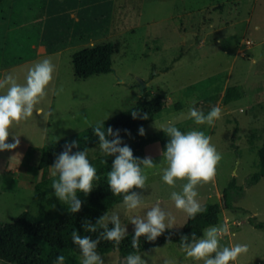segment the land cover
Wrapping results in <instances>:
<instances>
[{"label":"rangeland","instance_id":"obj_1","mask_svg":"<svg viewBox=\"0 0 264 264\" xmlns=\"http://www.w3.org/2000/svg\"><path fill=\"white\" fill-rule=\"evenodd\" d=\"M50 3L51 14L57 16L51 17L49 23L43 20L44 32L40 29L36 52L41 47L53 54L2 70L4 36L0 37V79L12 74L23 84L27 69L35 63L49 58L55 65L53 79L45 90L47 94L37 105L43 114L34 112L32 117L14 124L7 142L12 143L15 135L20 144L16 149L0 151V224L13 222L23 212L38 215L40 205L44 206L46 218L52 220L61 201L54 193L43 200L34 198L36 185L44 179H53L52 164L40 160V150L128 110L144 94L147 98L161 95L165 101L162 112L145 126V134L141 136L145 143L142 158L150 156L156 167L144 170L145 188L134 189L141 194L140 207L127 210L122 202L102 212L119 215L121 224L127 228L125 238L134 234L130 218L143 217L156 201L175 217L173 227L165 231L181 233L189 229L186 213L176 209L170 199V193L180 192L186 181L177 180L175 187L162 181L161 170L166 165L159 143L153 139L169 121L182 126L185 132L203 131L222 154L215 179L196 187V199L206 209L198 214H205L211 205L220 203L222 192L233 177L238 185L244 186L247 178L258 170L257 150L264 144V0H51ZM30 5L32 15L36 16L41 0ZM4 27L0 24V31ZM74 29L91 36L78 43L73 39ZM28 30L25 35L30 34ZM107 41L118 45L112 58V72L77 79L72 55ZM30 53L24 51L22 55ZM18 54L21 55L12 56ZM139 82L143 83V93ZM61 88L63 91L53 94V89ZM226 88L234 89L230 101L224 104ZM213 106L222 109L214 126L197 125L185 118L191 107L207 114ZM120 138L121 146L137 140L135 133ZM87 154L89 161L103 156L99 146L87 150ZM49 199L53 204H48ZM231 204L233 208L221 210L217 224L204 225L203 230L227 223L229 233L220 238L221 246H249L247 254L230 264H264V227L251 224L264 220V178L244 187L242 194H233ZM97 210L98 205H93L79 212ZM108 226H112L111 222ZM100 229L97 225V231ZM74 231H78L74 225L57 232L47 226L37 235L27 233L24 236L27 264H55L58 255L65 257L64 264H80L81 254L71 240ZM96 251L104 264H121L124 260L111 245ZM137 255L147 264H203L188 258L173 243ZM0 264L7 263L0 260Z\"/></svg>","mask_w":264,"mask_h":264},{"label":"clouds","instance_id":"obj_2","mask_svg":"<svg viewBox=\"0 0 264 264\" xmlns=\"http://www.w3.org/2000/svg\"><path fill=\"white\" fill-rule=\"evenodd\" d=\"M54 71L55 65L49 58H45L27 69L23 84L18 83L12 74H6L0 79V90H5L0 94V151L16 149L20 144L18 136L15 135L12 143L7 142L9 129L14 124L32 117L34 112L37 115L43 114V109L37 105L46 96L45 90L53 79ZM60 91L63 89H53V94H59ZM221 114L222 109L219 106H213L207 114L191 107L185 118L193 120L197 125L207 124L211 127L221 118ZM131 115L136 119L138 110H133ZM140 118L147 119L148 114L145 113ZM159 129L168 137L164 149L160 152L166 165L161 170V179L170 187H175L177 180L186 181L180 192L170 193V199L176 209L186 213L189 219H193L198 213L206 211L196 199L198 196L196 187L215 179L222 154L210 142L211 137L205 135L203 131L182 132L175 126L174 121H169L166 126ZM119 131H113L111 127L105 129L104 121L98 122L93 128L102 155L115 157L111 163V170L107 172L108 188L114 196L122 195L127 210H134L140 207L142 197L133 189L145 188L147 176L144 170L155 168L156 164L150 156L135 157L127 144L121 146ZM139 134L141 136L145 134L142 126L139 128ZM109 136L114 138L110 140ZM73 147H79L78 141L66 142L64 150L55 157L50 166L54 195L59 201L69 205L70 213H76L81 209L82 201L78 198L77 192L88 195L93 189V181L97 179V170L90 163L87 151L73 153L71 151ZM174 221L175 217L165 212L160 206V201H156L143 217L130 218L129 222L134 226L132 247L139 248L142 236L147 241H155L166 229L173 227ZM109 222L112 224L111 228L108 226ZM97 225L102 231L95 239L90 235L82 236L78 231L71 234L72 243L77 246L82 257L80 264H104L96 251L100 241H111L119 247L128 235L126 226L121 224L116 213L110 216L103 214L94 224L85 220L82 227L85 232L96 233ZM228 233L227 223L220 227L211 226L204 230L202 238H197L195 233H192L191 239L182 235L180 246L186 256L194 261H203V264H230L240 255L247 254L249 246L247 244L221 246L220 238ZM64 261L65 257L58 255L55 264H64ZM121 264H147V261L140 255L129 254Z\"/></svg>","mask_w":264,"mask_h":264},{"label":"trees","instance_id":"obj_3","mask_svg":"<svg viewBox=\"0 0 264 264\" xmlns=\"http://www.w3.org/2000/svg\"><path fill=\"white\" fill-rule=\"evenodd\" d=\"M1 1L2 0H0V3ZM74 28L79 29L81 27L75 26ZM20 29H22V31ZM26 30L30 33L29 35L24 34ZM36 32L37 34L35 35ZM74 32L76 33L73 35V39L78 43L86 41L91 36V34H80V30L77 31L74 29ZM39 33L40 28L36 22H31L22 27H13L6 37L2 68L6 69L13 65L34 59L36 57V47L39 45ZM117 50L118 45L113 41H107L77 50L72 55V66L76 78L87 79L94 75H103L112 72V58L117 53ZM24 51H31V53L29 55H22ZM15 53H21V55L18 54L16 57L12 56V54ZM233 89L234 88H226L222 100L224 104L230 101V92ZM238 95L239 94H237V96ZM147 97L148 96L144 94L133 107L104 121V128L107 129L111 127L113 131L120 130L119 136L127 133L136 134L137 140L128 146L133 150V155L140 158H142L145 143L139 134V128L142 126L145 129V126L153 121L165 107V101L161 95ZM133 110H138L136 119H133L131 115ZM145 113L148 114V118H140ZM95 126L96 124L88 127L75 136L49 143L40 150V160L53 164L55 157L64 150L65 143H70L73 140L79 143L78 148H72L71 151L73 153L81 150L87 151L98 146V138L93 132ZM175 126L182 132H185L182 126ZM113 138L114 137L111 136L108 137L110 140ZM153 139L159 143L160 149L163 150L168 137L161 130L154 135ZM114 158V156H102L90 161L97 170V179L93 181V189L88 195L83 192H77L78 198L82 201L81 209L98 205L97 212L81 213L78 211L76 213H70L68 211L69 205L63 202L57 204L55 217L52 220L46 218L43 205H40L38 215L23 212L13 222L0 224V260L7 264H27L28 257L25 251L24 236L27 233L37 235L47 226H50L53 231L57 232L74 225L78 229L80 235H90L95 239L102 229L96 233L85 232L82 227L84 221L88 220L90 223L94 224L96 220L102 216L103 211L123 202L122 195L114 196L108 188L107 172L111 170V163ZM257 158L258 170L247 178L245 185H238L235 177H233L224 188L220 203L211 205L205 214H197L195 218L189 219V229L187 231L181 233L164 231L155 241H147L146 238L142 236L140 237V246L136 249L132 247V238H125L120 243L119 247H116L114 242L102 240L98 244L97 249H102L111 245L119 252L122 258H125L129 254H139L168 243H173L181 247L180 238L182 235H186L191 239L192 233H195L197 238H202L204 225L217 224L221 210L233 208L231 204L233 194H242L244 187L252 186L258 183L261 178H264V144L257 150ZM105 160L107 163H104ZM51 182L52 179H44L36 185L34 198L43 200L47 195L54 193ZM48 204H53V200L49 199ZM251 224L256 228H263L264 220L259 223L252 222ZM111 227L112 226H109V228Z\"/></svg>","mask_w":264,"mask_h":264},{"label":"crops","instance_id":"obj_4","mask_svg":"<svg viewBox=\"0 0 264 264\" xmlns=\"http://www.w3.org/2000/svg\"><path fill=\"white\" fill-rule=\"evenodd\" d=\"M34 0H2L0 3V24H4V29L0 31V37L4 36V46L6 42L7 34L12 30L13 27H22L25 26L31 22H36L42 32L43 30V20L47 19L49 20L51 17H56L57 15H53L50 12L51 9V0H41V5L39 9L37 10L36 16L32 15L33 9L30 4H32ZM36 1V0H35ZM47 23L51 22V20L47 21ZM48 25V24H47ZM41 36V35H40ZM41 40V39H40ZM38 51L36 52V57L32 60L13 65L11 68L29 63L31 61H35L38 59L41 55L48 54L44 49H41V47H38ZM2 51H4V47L2 48ZM53 54L49 53L48 55ZM6 68V69H9ZM2 69V70H6ZM1 72V71H0Z\"/></svg>","mask_w":264,"mask_h":264},{"label":"water","instance_id":"obj_5","mask_svg":"<svg viewBox=\"0 0 264 264\" xmlns=\"http://www.w3.org/2000/svg\"><path fill=\"white\" fill-rule=\"evenodd\" d=\"M138 86H139L140 89H141V93H143V90H144L143 83H142V82H139V83H138Z\"/></svg>","mask_w":264,"mask_h":264}]
</instances>
